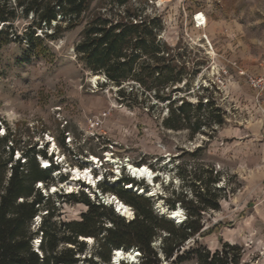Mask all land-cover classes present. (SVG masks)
<instances>
[{
	"label": "rangeland",
	"instance_id": "1",
	"mask_svg": "<svg viewBox=\"0 0 264 264\" xmlns=\"http://www.w3.org/2000/svg\"><path fill=\"white\" fill-rule=\"evenodd\" d=\"M159 2L128 0L127 7L158 17L160 38L182 53L188 69L195 73L188 82L172 88L179 89L174 98L193 105L199 98L204 104L206 99L214 101L222 114L221 126L213 124L193 139L187 130L164 129L161 123L168 114L167 103L155 104L149 97L138 96V105H134L129 98L118 97L117 87L103 86L104 77L91 81L93 74L73 50L83 25L63 32L53 42L36 30L41 47L35 52L25 43L31 19L19 17L12 26L19 38H11L9 31L10 42L5 43V36H0V137L11 134L10 139L23 150L32 146L42 150L48 143L47 157L51 156L60 171L51 175L52 184L39 183L37 187L55 208L51 221L57 225L78 221L86 211L83 204L63 195L83 190L91 202L106 203L111 194L102 195L97 185L115 186L128 175L127 164L146 165L154 172L152 184L139 179L140 185L133 190L144 196L154 193L148 197L156 213L168 209L164 198L172 190L177 194L185 190L177 167L185 170V180L193 173L212 170L219 179V209L202 216L203 233L180 247L178 255L184 260L178 264H197L205 252L226 256L235 261L232 264H264V90L258 95L245 82L246 76H264V0ZM110 8L119 9L116 0H93L91 5V10L97 11ZM196 11L206 15L204 29L193 27ZM61 141L64 147L59 145ZM51 149L54 153L50 155ZM18 158L23 163L20 151L14 153L13 160ZM92 160L98 162L92 164ZM36 161L39 166L50 162L41 157ZM75 168L91 170L96 186L87 189L78 181L70 190L68 183ZM179 208L184 221L185 211L176 204L175 209ZM44 214L40 211L33 220V232ZM164 235L158 234L152 247L159 253L160 264H175V256L165 260L161 253ZM95 248L93 239L87 242L85 252L77 256L78 264H87L85 260L93 258Z\"/></svg>",
	"mask_w": 264,
	"mask_h": 264
},
{
	"label": "trees",
	"instance_id": "2",
	"mask_svg": "<svg viewBox=\"0 0 264 264\" xmlns=\"http://www.w3.org/2000/svg\"><path fill=\"white\" fill-rule=\"evenodd\" d=\"M93 0H0V36L5 43L19 36L12 32L13 22L23 17L31 19L25 43L37 52L41 39L56 41L60 34L83 25L78 41L73 45L76 58L93 75L105 79L103 86L117 87L122 100L129 98L138 105L137 97H149L155 104H168L167 117L162 127L171 131L187 130L189 138L205 134L213 124H223L222 114L214 101L198 99L193 105L183 98H174L183 81L194 75L187 67L184 55L176 52L160 38L162 24L158 17H149L139 9L129 10L128 0H116L118 10H91ZM60 17V19H59ZM50 29L47 33L44 30ZM121 100V101H122ZM179 103V105H178ZM154 104V105H155ZM152 105V106H154ZM0 123L1 119H0ZM0 137V264H78L80 254L86 250L87 238L95 241L96 248L87 264H109L115 250H138V264H160L158 251L152 247L158 234L161 238V253L165 260L174 258L175 264L183 262L178 255L180 247L189 239L203 233L202 216L219 209L220 191L217 173L206 170L185 180V170L177 167V176L183 181L180 193L172 190L164 200L168 210L178 204L186 218L177 225L165 215L154 211L150 197L128 190L124 185H140L124 175L115 186L105 182L97 185L102 195L111 194L133 210V219L125 220L111 205L90 201L83 190L65 194L71 202L81 203L86 211L80 220L56 224L52 222L55 208L41 195L37 184L53 183L51 175L59 172V165L47 157L48 143L42 150L35 146L21 149L19 143ZM64 147L63 141L59 143ZM20 151L21 158L13 160ZM198 151V150H197ZM194 152V154L197 153ZM49 162V169L38 165L36 158ZM66 177H61L65 181ZM90 189V187L83 185ZM186 191H189V195ZM40 211H45L36 232L31 230L33 220ZM110 224V226H107ZM41 234L37 252L33 247L35 237ZM231 250V249H230ZM229 256V253H226ZM234 260L218 253L205 252L197 264H232ZM123 264V263H122ZM127 264V263H125Z\"/></svg>",
	"mask_w": 264,
	"mask_h": 264
},
{
	"label": "bare ground",
	"instance_id": "3",
	"mask_svg": "<svg viewBox=\"0 0 264 264\" xmlns=\"http://www.w3.org/2000/svg\"><path fill=\"white\" fill-rule=\"evenodd\" d=\"M162 1L163 0H160L159 3H162ZM200 20H202V23H203V21L205 20V17L202 15L201 19H199V21ZM205 24H206V22H205ZM98 78H101V77L98 75H93L91 77V81L95 82L96 80H98ZM109 161H111V159H109ZM112 162L115 163V161H112ZM43 164H44L43 166L45 168L48 166V163L45 161H43ZM125 166L127 167V169L129 170V173L133 177H135L137 179H144V180L148 181V183H150V184L153 183V179H154L153 173L154 172L151 171L146 165L134 166L131 164H127ZM71 176L72 177L70 179V182L68 183V184H70V190H72L74 187H76L77 184L75 182H78V181L79 182L83 181L84 183H87V185H90L91 187L96 186L95 178L92 176L91 170H89L88 168L83 169V170H79V169L75 168L73 170V172L71 173ZM148 196H154V193H150ZM105 199H106V203L114 206L117 209L116 211L121 216L129 217L130 219L133 217V212L131 211V209L127 205L122 203L121 200L119 201L116 197H114L112 195L106 197ZM159 213L163 214V215L164 214L168 215V219L172 220L175 224H178V225L181 224L183 219H184L181 216V214H182L181 208L173 209L171 212H168V210L165 208H161ZM86 241L91 242L92 239L87 238ZM33 247L37 248L38 243H35ZM136 257H137V253L135 251L129 252V251H125V250H115V252L113 253L111 261L113 264H120L124 260H128L129 262L133 263L137 260Z\"/></svg>",
	"mask_w": 264,
	"mask_h": 264
},
{
	"label": "built area",
	"instance_id": "4",
	"mask_svg": "<svg viewBox=\"0 0 264 264\" xmlns=\"http://www.w3.org/2000/svg\"><path fill=\"white\" fill-rule=\"evenodd\" d=\"M204 16L205 17V20L203 21V23H202V20H200L199 21V19H201V16ZM205 22H207V18H206V15L202 12V11H196L193 15H192V24H193V27L195 28V29H203V27L205 26ZM224 74H226V72L224 73ZM244 73L242 72L240 75H243ZM245 82H246V84L248 85V87L251 89V90H253L254 92H256L258 95L264 90V76H258V77H254V76H246V78H245ZM104 204H106V203H104ZM108 205V204H107ZM114 207V206H113ZM114 209H115V211H116V208L114 207ZM117 212V211H116ZM118 213V212H117ZM134 216V215H133ZM124 217V216H123ZM36 218H38V216L36 217ZM36 218H35V220H36ZM124 218H126V217H124ZM131 219H133V217L131 218ZM130 219V220H131ZM39 240L37 241V240H34V243H33V245L35 244V243H38V245H39ZM38 248V247H37ZM37 248H35V250H37ZM131 251H135L136 253H137V260L135 261V262H133V263H131V262H126V261H124L125 263H127V264H138V262H139V257H140V253L138 252V250H136V249H134V250H130L129 252H131ZM115 252V251H114ZM113 252V253H114ZM122 263H123V261H122ZM113 264V263H112Z\"/></svg>",
	"mask_w": 264,
	"mask_h": 264
},
{
	"label": "water",
	"instance_id": "5",
	"mask_svg": "<svg viewBox=\"0 0 264 264\" xmlns=\"http://www.w3.org/2000/svg\"><path fill=\"white\" fill-rule=\"evenodd\" d=\"M105 82V81H104ZM81 182V181H80ZM88 187H91L90 185H87ZM117 210V209H116ZM168 210V209H167ZM168 212H171L170 210H168ZM163 215V214H162ZM35 252H37V250L35 251Z\"/></svg>",
	"mask_w": 264,
	"mask_h": 264
},
{
	"label": "crops",
	"instance_id": "6",
	"mask_svg": "<svg viewBox=\"0 0 264 264\" xmlns=\"http://www.w3.org/2000/svg\"><path fill=\"white\" fill-rule=\"evenodd\" d=\"M206 25H207V23H206ZM206 25H205V26H206ZM203 29H204V28H203Z\"/></svg>",
	"mask_w": 264,
	"mask_h": 264
}]
</instances>
